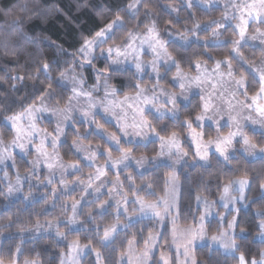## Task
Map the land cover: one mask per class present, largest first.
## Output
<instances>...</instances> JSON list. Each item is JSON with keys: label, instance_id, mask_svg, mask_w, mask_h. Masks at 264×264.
<instances>
[{"label": "snow or ice", "instance_id": "obj_1", "mask_svg": "<svg viewBox=\"0 0 264 264\" xmlns=\"http://www.w3.org/2000/svg\"><path fill=\"white\" fill-rule=\"evenodd\" d=\"M221 3L219 18L202 20L191 11L194 6L210 9ZM152 5L153 0H131L126 16L135 19L136 26L122 31V42L108 43L121 32L124 17L120 16L94 37L83 39V62L92 64L99 45L106 43L100 54L109 65L97 71L95 85L73 88L77 102L86 105L80 123L92 117L87 131L81 133L67 120L63 127H41L37 113L45 106L34 102L0 119V127L10 134L7 139L0 136V197L18 202L16 212L0 224V238L8 239L6 246H0V264H43L39 251L32 249L34 257L25 255L29 251L23 243L25 232L33 233V240L35 233L42 232L53 246L63 242L58 264H85L87 256H94L90 264H199L196 245L209 237L207 217L215 213L219 218L210 239L225 249L229 233L234 235L249 213L264 218V0L207 4L181 0L188 12L183 19L179 6L165 4L172 18L163 30ZM162 34L174 39L165 40ZM248 48L258 49L259 63L245 54ZM225 49L227 54H213ZM110 71L131 72V78L109 84L110 76L105 74ZM144 75L150 82L141 78ZM101 85L104 96L98 100L94 92ZM194 89L199 90L195 104L189 95ZM194 108L198 110L193 114ZM206 121L214 128L206 127ZM212 131L214 136L209 134ZM185 141L194 146L191 152ZM61 148L70 158L65 159ZM16 150L28 165L24 172ZM249 160L258 162L259 169L245 166L242 175H229L222 187L218 185L225 212L217 211V201L203 194L214 175L211 169L216 168L219 179L220 174L240 170V161L248 165ZM189 165L202 170L195 196L202 211L185 212L182 207L180 169ZM84 167L92 169L86 178H82ZM42 168L47 170L43 179ZM41 186H50V191L37 196ZM253 188L259 195L250 200L248 192ZM77 189L79 194L74 195ZM49 205L59 207V215L43 223L30 218L47 213ZM24 212L29 218L22 216ZM188 214L198 222L180 228L178 219ZM13 227L16 233H5ZM172 248L174 258L164 250ZM157 249L159 255L154 256ZM240 260L246 264L243 255Z\"/></svg>", "mask_w": 264, "mask_h": 264}, {"label": "clouds", "instance_id": "obj_2", "mask_svg": "<svg viewBox=\"0 0 264 264\" xmlns=\"http://www.w3.org/2000/svg\"><path fill=\"white\" fill-rule=\"evenodd\" d=\"M120 2L123 6L112 11L109 8L112 0H0V68H3L0 73V119H6L22 106L34 102L45 106L37 114L41 122L45 115L50 118L51 124L47 127L56 124L63 127L67 120L81 133L87 131L92 117L80 123L84 120L82 108L86 105L83 101L77 102L73 88L95 85L97 71L109 65L98 66L101 60L104 61L100 53L108 46L106 43L99 45L92 64L83 62V34L90 27L89 13L98 31L120 16L124 17L121 32L108 43L122 42V31L135 27L136 20L126 16L131 0ZM202 2L207 4L210 0ZM95 29L91 31L94 32L91 37L98 32ZM9 64L15 67H9ZM21 71L23 78H16ZM129 73L110 71L105 75L110 76L108 83L115 85L120 78L130 79ZM94 95L102 100V85ZM96 119L99 120V116ZM0 136L10 134H5L0 127ZM253 197L249 195L250 200ZM228 240L227 249L223 246L214 248L209 237L207 248L196 253L199 264H241V255L246 258V264H253V257L264 262V218H253L249 213L235 234L229 233ZM200 241L203 240L197 243ZM7 244L0 239V246Z\"/></svg>", "mask_w": 264, "mask_h": 264}, {"label": "trees", "instance_id": "obj_3", "mask_svg": "<svg viewBox=\"0 0 264 264\" xmlns=\"http://www.w3.org/2000/svg\"><path fill=\"white\" fill-rule=\"evenodd\" d=\"M165 4H174L180 7V16L183 19L184 17H186L188 15V12L186 9L183 8V6L181 5V0H153V8L154 11L156 12L157 16L160 17L159 20V27L161 28V30H163L166 26V21L168 19H171L172 17L168 16L166 14L167 9L164 8ZM122 3L120 2V0H112V3L109 4V8L112 11H116L118 10L120 7H122ZM193 13H195L196 17L202 20H209V19H213V18H219L221 13L223 12L222 9L218 8V7H212L210 9H204L201 6H194L193 9L191 10ZM89 20H90V27L87 28V30L84 32L83 34V39L84 38H91V35L94 34L91 33L92 30L95 29L96 27V23L92 17V14L89 13ZM190 21H189V25H190ZM103 25H101L102 27ZM231 25H226V27H230ZM177 28L182 30V25L177 24L176 25ZM95 30H99V29H95ZM163 35V34H162ZM225 36L230 35V33H225ZM163 38L165 40H169L172 39L171 37L167 36V35H163ZM121 39H123V34H121ZM245 54L248 55L249 57L253 58V54H255L254 58L256 56L259 55L258 49H252V48H248V49H244ZM214 55L219 56L221 54H227L226 49L223 50V52H213ZM204 59H208L209 60V64H211V59L208 57L207 53H204ZM104 61L101 60L99 62V65H103ZM9 67H15V65L9 64ZM187 67V65L185 66ZM89 72H91V70H88ZM132 71H134V69H132ZM3 72V68H0V73ZM21 75H23V71H21L20 73ZM131 75V72L129 73ZM92 77H90L91 79ZM145 82H150L149 81V77L147 75H145L144 77H141ZM121 82H127L124 78H120L118 79L117 83H121ZM162 83H164L166 86L171 87V85H168L166 81H162ZM251 94V92H250ZM193 100V104H195L196 101H198L199 96L195 95L191 97ZM182 110L184 108V105H181ZM198 109H193V114L195 113V111ZM151 118V117H150ZM167 121H165L166 123ZM155 123V121H154ZM50 123H46V125L48 126ZM45 126V125H44ZM206 127H210L213 128L211 126H206ZM113 130L114 127L112 126ZM49 129H51V127H49ZM225 131V130H224ZM247 131V130H246ZM210 135L214 136V131L209 133ZM9 137H6V139ZM207 138V137H205ZM184 146L186 149H189V151H192V147L189 146V144L187 143V141L184 142ZM151 147V146H150ZM61 152L62 154H65V150L63 148H61ZM18 156V155H17ZM18 166L21 169V172H24L28 169V165L23 162V158L18 156ZM70 158L67 154H65V159ZM213 164L215 165V159H213ZM233 164H237V161H233ZM245 166L248 167H255L257 170L259 169L260 165L258 162H252L251 160H249L248 165H245L244 161H240L239 162V167L240 170L238 171H233L231 173H227V174H220L219 175V179H217V170L216 168L211 169V171H213L214 175L210 178V183L208 184V190L204 191L203 194L206 195L209 199L211 200H215L217 201V199L219 198V191H218V185H220L222 187V182L224 180H226L228 178L229 175L232 176H240L243 174V168ZM92 169L84 167L83 168V174L82 177H85L86 174H88ZM202 171L201 169H198L195 165L193 167H188V168H183L181 170V181H182V207L184 208L185 212H188V209L191 208L193 211L195 210H200V208H198L196 206V200H195V196L198 190V180H199V172ZM225 172H227V170H225ZM205 175H207V173H205ZM189 181H191V187H189ZM137 182L139 183V180H137ZM249 195H253L256 196L258 195V192L253 188L251 190H249L248 192ZM17 200L16 199H12L11 201L5 200L4 198L0 197V224H6L7 221L5 219V217L7 215H10L14 212H16V204H17ZM36 211H39V200L37 201V208ZM59 207H57L56 209H53L50 205L47 208V213L45 214H41L39 216L33 214L31 215V219L33 221H35L36 219H39L41 223H43L46 219H52L53 216L55 215H59ZM218 211L220 212H224V210L222 208H218ZM199 212L196 213V215L198 216ZM252 215L254 216L255 213L253 212ZM22 216L27 219L29 218V214L28 212H24L22 213ZM106 219H111V217H108ZM121 219L123 220V218L121 217ZM218 217H214L212 218L209 222H207V230L209 235L213 234L216 231V223L218 221ZM179 225L181 226H189L192 224H196L197 223V219L196 217H194L192 214H188L186 217L185 216H181L179 218L178 221ZM63 227V225H62ZM171 225L168 224L167 228L170 229ZM5 233H16L17 229L15 227L11 228V229H4ZM161 231H165V229H161ZM18 235H17V240H18ZM74 238V236H70L69 239ZM3 241L5 243L8 242L7 236L4 237ZM81 241L82 242H86L83 239V236H81ZM24 247L26 249H28L29 251L25 252V255L28 256H35V251H32V249H35L36 251L40 252V257L39 259L41 261H43V264H58V252L60 249L64 248V243L63 242H59L58 246H53V244L51 243V241L44 235L35 237V239L33 240L32 238L24 235ZM160 243H163V240L160 241ZM207 244L200 246L197 248V252L199 253L200 251H203L207 248ZM166 251H169L170 254L173 256L174 258V253L171 249H164ZM160 251V249H159ZM159 253L157 252L155 254V256H158ZM94 259V256H87L85 258V264H90V262Z\"/></svg>", "mask_w": 264, "mask_h": 264}, {"label": "rangeland", "instance_id": "obj_4", "mask_svg": "<svg viewBox=\"0 0 264 264\" xmlns=\"http://www.w3.org/2000/svg\"><path fill=\"white\" fill-rule=\"evenodd\" d=\"M212 7H218V8H220V9H222V11H223V4L221 3L220 5H218V6H212ZM211 7V8H212ZM234 23V22H233ZM172 39H174L173 37H171ZM257 50V49H256ZM259 52V51H258ZM146 59H150V56H146L145 57ZM249 58H252V57H249ZM254 58V57H253ZM255 59H256V62L257 63H259V55L258 56H256L255 57ZM126 67H130V65H126ZM145 76V75H144ZM144 76H142V77H144ZM177 91H178V89H176ZM190 97H192V96H195V95H198L199 96V90L198 89H194L190 94ZM224 121H222V123H223ZM38 123H39V125L41 126V127H47V125H46V123H50V118L47 116V115H45L44 117H43V122H41L40 120L38 121ZM113 127H114V121H110L109 122ZM45 125V126H44ZM205 125L206 126H211V127H213L214 128V125H212L211 124V122L210 121H206L205 122ZM114 129H115V127H114ZM223 131L225 130V132L227 131V129H222ZM214 135H215V132H214ZM192 148H194V146H192ZM16 154L18 155V156H20V157H22V154H20L19 153V150H16ZM23 158V157H22ZM102 162V161H101ZM9 163V166L11 165V161H9L8 162ZM194 165H192L191 167H193ZM183 168H181L180 169V172H181V170H182ZM131 170V169H130ZM9 171L10 172H14V170L13 169H11V167H9ZM137 172H142L143 170L142 169H140V170H136ZM40 175H41V179H43V177L45 176V175H47V170L46 169H41V173H40ZM111 175V174H110ZM87 177V174H86V176L85 177H82V178H86ZM69 179H73L74 177L73 176H69L68 177ZM58 186V185H57ZM25 191H27V185H25ZM45 191H50V186L49 187H44V186H41L40 188H38L37 190H36V194H37V196H39L41 193H44ZM74 195H78L79 194V190L77 189V191L75 192V193H73ZM104 198H106V197H104ZM12 199H16V198H12ZM223 202L222 201H220L219 200V198L217 199V204H218V208H222L221 207V204H222ZM196 206L198 207V208H200V211H202V204L200 203V202H197L196 201ZM218 208H217V211H218ZM223 209V208H222ZM224 210V209H223ZM225 212V211H224ZM213 215H215L214 213L211 215V216H209V217H207L206 218V221H205V224H206V227H207V222H209L210 220H211V218L213 217ZM123 218V217H122ZM214 218V217H213ZM135 219V218H134ZM178 221H179V219H178ZM178 221H177V224H178V226L181 228V225H179V223H178ZM198 222V221H197ZM196 225V224H195ZM194 225V226H195ZM24 235H26V236H28V237H30V238H32V236H33V233H31V232H25L24 233ZM35 235V237H38V236H41V235H44L42 232H37V233H35L34 234ZM211 235H209V237H210ZM209 237H206L203 241H200V242H198L197 243V245H202V244H208L209 243ZM0 239H4V238H0ZM213 247H219V245L218 244H215V243H213V245H212ZM173 249V251L175 252V249L174 248H172ZM159 253V249H157V250H155L154 251V253H153V255L155 256V254L156 253Z\"/></svg>", "mask_w": 264, "mask_h": 264}, {"label": "crops", "instance_id": "obj_5", "mask_svg": "<svg viewBox=\"0 0 264 264\" xmlns=\"http://www.w3.org/2000/svg\"><path fill=\"white\" fill-rule=\"evenodd\" d=\"M233 195H235V193H233ZM221 207H222V204H221ZM223 208V207H222ZM231 208H232V205H229V209H228V211L230 212L231 211ZM224 209V208H223ZM224 211H225V209H224ZM215 214V213H214ZM213 217H216V215H213ZM212 217V218H213ZM211 218V219H212ZM195 224H192V225H189V226H194ZM184 227H187V226H181V228H184ZM203 245H206V244H202V245H196V247L198 248V247H200V246H203ZM208 245V244H207ZM214 248H216V247H214ZM172 251H173V249H171ZM173 253H174V256H175V252L173 251Z\"/></svg>", "mask_w": 264, "mask_h": 264}]
</instances>
